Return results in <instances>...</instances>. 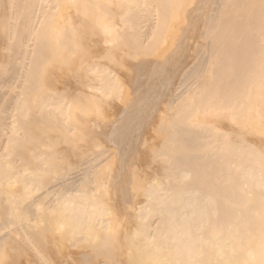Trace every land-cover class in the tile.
<instances>
[{"label": "bare ground", "instance_id": "bare-ground-1", "mask_svg": "<svg viewBox=\"0 0 264 264\" xmlns=\"http://www.w3.org/2000/svg\"><path fill=\"white\" fill-rule=\"evenodd\" d=\"M0 264H264V0H0Z\"/></svg>", "mask_w": 264, "mask_h": 264}, {"label": "rangeland", "instance_id": "rangeland-1", "mask_svg": "<svg viewBox=\"0 0 264 264\" xmlns=\"http://www.w3.org/2000/svg\"><path fill=\"white\" fill-rule=\"evenodd\" d=\"M201 7V5H199ZM203 6V5H202Z\"/></svg>", "mask_w": 264, "mask_h": 264}]
</instances>
